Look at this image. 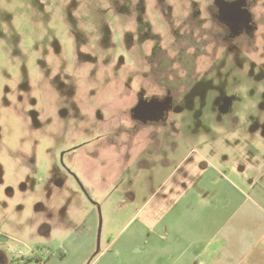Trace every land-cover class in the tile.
Here are the masks:
<instances>
[{"label": "rangeland", "instance_id": "1", "mask_svg": "<svg viewBox=\"0 0 264 264\" xmlns=\"http://www.w3.org/2000/svg\"><path fill=\"white\" fill-rule=\"evenodd\" d=\"M225 1L0 0V76L15 80L3 64L5 54L13 67L18 63L19 72L16 88L4 84L0 92V189L7 197L0 199V264H13L23 255H30L24 262L40 260L35 264H125L106 249V198L126 193L129 177L140 174L142 166L134 158L139 151H144L141 164L146 157L152 165L159 163L171 155L176 136L161 127L159 136L151 127L136 132L127 163L128 139L120 133L133 125L127 117L121 121L123 108L142 90L159 96L172 87L182 92L200 76L222 69L230 33L221 18L239 16L235 4ZM247 1L260 25L258 43L264 44V0ZM259 64L249 65L250 78L238 63L217 79L201 80L195 109L210 107L204 97L223 95L244 122L255 96L264 102ZM97 109L104 120L92 130ZM166 116L167 110L152 120L161 126ZM170 117L186 123V116L172 112ZM108 136L121 140L120 146L109 144ZM13 140L18 147H12ZM206 141L201 137L192 144ZM189 145L180 144L175 156L186 155ZM5 153L15 164L11 176ZM21 169L28 170L23 180L17 175Z\"/></svg>", "mask_w": 264, "mask_h": 264}, {"label": "crops", "instance_id": "2", "mask_svg": "<svg viewBox=\"0 0 264 264\" xmlns=\"http://www.w3.org/2000/svg\"><path fill=\"white\" fill-rule=\"evenodd\" d=\"M197 140L184 156L173 145L163 162L146 157L127 192L106 198V249L123 263L264 264L261 142Z\"/></svg>", "mask_w": 264, "mask_h": 264}, {"label": "flooded vegetation", "instance_id": "3", "mask_svg": "<svg viewBox=\"0 0 264 264\" xmlns=\"http://www.w3.org/2000/svg\"><path fill=\"white\" fill-rule=\"evenodd\" d=\"M243 1H225L228 4H235L236 9L239 10V16L232 18L225 17L226 19L224 17L221 18L222 28H225L224 31L230 33V39L226 38L229 44L224 45L225 51L227 53H224L225 55L221 60L220 65L222 66V69L220 71H217L216 74L208 75L207 73L204 76H200L195 81L188 83L185 86L184 91L182 92H179L178 88L172 87V89L170 88L165 94L159 96L157 94H146V91L142 90L135 102L128 104L129 106H125V108H123V112L121 114L122 116L119 115L121 117V121L123 122L122 118L127 117L130 119L133 125V127H127L126 130H123V132L120 133L122 135L124 134L123 136H125V138L127 137L128 139L127 141L125 140V145L127 148V163L131 158H133L131 157L132 150L130 147L135 144V141H133L132 139L133 136H136V132L142 133L147 127H151L153 129L156 128L157 136H159L160 127L167 128V131H169V129L172 130L175 133L173 136H176L177 139L175 138V141H171L169 147L173 145L180 146V144L182 145L185 143H190L192 140L200 139L201 137H206L207 141L211 143L218 140H221V142L223 143L240 142L242 140H246L253 143L261 142V144L264 145V102L261 103L262 98L260 96H255V98L253 99L255 100V103L251 104L249 110L244 112V122L240 120L239 116H236L238 115L237 112L233 114L232 101H230L228 97L223 95H216V97L212 98L204 97L203 101L205 106L209 105L210 107L203 112L195 109L198 106V102L200 101L199 97L196 96V94L197 90H201L197 88V84L201 82V80L207 81L208 79H217L219 78V76L221 77L227 69L231 70L238 63H241L242 66H244L242 70L243 74L246 73V78H250L251 75H249V70L251 69V66H253L255 62L258 63L261 61V64H259L257 67L259 68V71L264 74V62H262L264 61V54H262V52H264V44L258 43V36L255 33L260 29V25L254 17L253 3L248 2L247 0ZM247 38H249V41H252V43H246ZM228 54H231L232 57L230 56L231 58H228ZM258 80L264 82V75H262ZM149 99L151 100L148 101ZM258 100L259 102H257ZM141 101L142 104L145 103V105L143 104V107H141V105H138ZM146 104H148L149 107H147ZM260 105H262V108H260ZM151 107L158 110L149 114L147 112L142 114L143 110L147 111V108ZM160 108L163 109L160 110ZM166 110L167 116L165 119L163 118L164 123L161 126H159L157 122L154 123L153 120H158L161 117L162 113H164ZM191 111L193 113H191ZM172 112L175 115H178V117L180 116V119H184L186 116V123H184V120H181V124L178 123L176 120L178 118L169 119L170 113ZM147 116L148 120L153 119L152 123L148 124V122L145 121L147 120ZM94 117H96V120L94 122L95 124L93 125V127L90 126L92 130L93 128L95 129L97 121L99 119L104 120V113L101 111V109H97ZM190 122L192 123L190 124ZM233 123L238 124L233 125ZM108 127L113 126L112 124H109ZM213 128H215L214 131ZM217 128L221 129L220 133L217 132ZM107 138H110L108 141L112 146L114 143H116L112 137L108 136ZM121 142L122 141L119 140V142L114 145L120 146ZM140 152L141 151H139V153H137V156L134 158L136 162H138V164L142 166V164L139 162L140 158H138ZM141 153L143 154L144 151ZM167 156V154L164 155L163 159ZM161 162H163V160H161ZM139 165L138 168H140ZM140 169H142V167ZM141 171L142 170H140V174ZM136 172H139V169ZM140 174L136 177H139ZM29 256L30 255H23L21 256V259L13 258V264H15L14 261L16 260L19 261L17 264H30L31 262H34L35 264V262L37 263L40 261L35 260L34 258L31 261L27 260V262H24L23 260L29 258Z\"/></svg>", "mask_w": 264, "mask_h": 264}, {"label": "clouds", "instance_id": "4", "mask_svg": "<svg viewBox=\"0 0 264 264\" xmlns=\"http://www.w3.org/2000/svg\"><path fill=\"white\" fill-rule=\"evenodd\" d=\"M53 26H55V25H53ZM18 27H19V25H18ZM5 30H7V26H5ZM3 43H4L3 41H0V44H3ZM30 44H31V41H27L25 45H22V47H25V50H27V48L30 47ZM3 64L5 67H7L9 69L10 72H12L13 76L15 77V80L9 81V80L4 79L2 76H0V92H2V88H3L4 84H11L12 88L15 89L16 84L19 81L18 63H17L16 67H13L12 64L7 59V55L5 54L3 57ZM33 64H34V60L30 61L29 66L32 67ZM10 98L13 100L15 99L14 96H12ZM12 147L13 148L18 147V144L16 143L15 140L12 141ZM27 149H28V146H25L26 151H27ZM5 163L9 165V175L11 176L12 169L15 167V164H13L10 160L7 159V153H5ZM16 163H19V161H17ZM27 171H28L27 169H21L20 172L17 173L19 180L24 179V175L27 173ZM12 182L13 181L11 179H9V183H12ZM0 199H7V197L4 196L2 189H0ZM28 203L30 204L31 201H29ZM25 215H30V212L26 213ZM11 219L14 220L15 217L12 216Z\"/></svg>", "mask_w": 264, "mask_h": 264}, {"label": "trees", "instance_id": "5", "mask_svg": "<svg viewBox=\"0 0 264 264\" xmlns=\"http://www.w3.org/2000/svg\"><path fill=\"white\" fill-rule=\"evenodd\" d=\"M58 254H60L61 256H62V255H64V253H62V252H60V251H59V253H58Z\"/></svg>", "mask_w": 264, "mask_h": 264}]
</instances>
